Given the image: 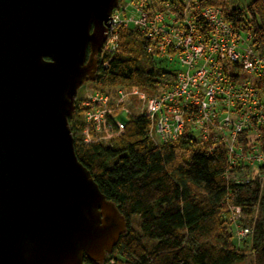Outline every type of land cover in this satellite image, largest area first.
<instances>
[{"label":"water","instance_id":"water-1","mask_svg":"<svg viewBox=\"0 0 264 264\" xmlns=\"http://www.w3.org/2000/svg\"><path fill=\"white\" fill-rule=\"evenodd\" d=\"M117 2L0 0V264L103 261L126 228L68 121Z\"/></svg>","mask_w":264,"mask_h":264},{"label":"trees","instance_id":"trees-1","mask_svg":"<svg viewBox=\"0 0 264 264\" xmlns=\"http://www.w3.org/2000/svg\"><path fill=\"white\" fill-rule=\"evenodd\" d=\"M201 1L217 5V0ZM222 10L227 20L251 32L254 47L264 53V0ZM147 43L140 30L120 29L116 49L98 53L97 72L90 81L103 88L137 85L150 94L172 83L176 70L166 66L171 61L147 51ZM259 85L264 89L263 82ZM80 100L75 98V111L68 118L76 155L126 220L109 252L114 264H242L249 251L254 264H264V162L241 163L228 177L224 146L209 153L208 142L190 129L175 141L157 144L144 115L127 120L110 143H87ZM250 133L242 132L240 140L251 141ZM259 140L264 151V128ZM259 170L263 178L256 174ZM243 177L248 181L238 180ZM230 204L241 207L252 241L235 240L228 221ZM109 257L94 261L85 256L84 262L105 264Z\"/></svg>","mask_w":264,"mask_h":264},{"label":"built area","instance_id":"built-area-1","mask_svg":"<svg viewBox=\"0 0 264 264\" xmlns=\"http://www.w3.org/2000/svg\"><path fill=\"white\" fill-rule=\"evenodd\" d=\"M105 27L101 53L116 49L120 29L133 27L144 34L147 51L180 66L175 80L156 93L137 85L111 86L116 96L89 97L85 142L102 141L101 136H92V129L104 130L112 138L123 132L127 120L144 115L150 119L149 136L157 144L175 141L190 129L208 142L207 152L224 146L228 177L241 163L264 162L257 143L240 140L244 131H254L260 138L264 128V89L259 85L264 83V53L254 47L251 32L227 20L220 6H205L201 0H118ZM113 104L124 118L113 114Z\"/></svg>","mask_w":264,"mask_h":264},{"label":"rangeland","instance_id":"rangeland-1","mask_svg":"<svg viewBox=\"0 0 264 264\" xmlns=\"http://www.w3.org/2000/svg\"><path fill=\"white\" fill-rule=\"evenodd\" d=\"M249 1L250 0H217V6H220L223 9H229V8H231V6H245L247 4V2H249ZM128 12L130 13V11H128ZM119 34H120V31H119ZM242 35H245V33L242 32ZM118 43H119V40H118ZM98 53H97V55H98ZM97 55H96V58H97ZM97 60H98V58H97ZM166 66L168 68L176 69L180 65L178 64V61L174 60V61H171V62H166ZM91 79L92 78H89V79L85 80L82 83V85L80 86L79 90L77 91L76 98L79 97V99H81L80 101H81L83 107L86 108L87 101H88L89 97H92V96H94L97 93H109L110 96H112V95L116 96V88H114V87L111 88V86L103 88L100 85L94 84L93 82H91L90 81ZM261 97H262V99H264V91L262 92ZM115 108H116V106H115ZM113 114L117 118H120V119L124 118V115H121V108L120 109L116 108V110L113 111ZM85 118H86V116H85V112H84L83 113V119H85ZM195 133L200 138L199 131H196ZM91 134H92L93 137H95L96 135L101 136L102 142H104V143H107V141L109 142V141H111L112 138H115L116 136H118V135H115L114 137L110 138V136H108L107 133L104 130H100L99 132H97L94 129H92V133ZM255 134L256 133L254 131H253V133L252 132L250 133V135L252 136L253 143H257L258 144V142L260 140H259V138L256 137ZM83 137H86V135H83ZM236 144H238L237 141H236ZM256 174L260 175L263 178V173L260 170L257 171ZM242 217L243 216L241 215V210L239 212H237V209H235L234 206L232 204H230L229 205V212H228V221H229V224L233 228V233H234L235 240L237 242H239V241H241L242 238H246L245 240H249V241L251 240L252 241L251 231L244 233L245 231H244L243 228L246 225H244V221H243ZM136 221L137 220L134 219V221H133L134 225H136ZM241 235H243V236H241ZM107 256H110V257L108 259L109 261H106L105 264H114V257L109 255V252L106 254V257ZM242 264H254L253 253L251 251H249L248 257L245 259V261Z\"/></svg>","mask_w":264,"mask_h":264}]
</instances>
